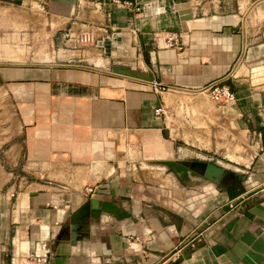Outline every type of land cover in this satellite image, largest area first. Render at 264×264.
<instances>
[{
	"label": "crops",
	"instance_id": "1",
	"mask_svg": "<svg viewBox=\"0 0 264 264\" xmlns=\"http://www.w3.org/2000/svg\"><path fill=\"white\" fill-rule=\"evenodd\" d=\"M32 1L52 50L0 66V264H264V0ZM222 77L234 99L171 116ZM220 112L241 168L218 162Z\"/></svg>",
	"mask_w": 264,
	"mask_h": 264
},
{
	"label": "rangeland",
	"instance_id": "2",
	"mask_svg": "<svg viewBox=\"0 0 264 264\" xmlns=\"http://www.w3.org/2000/svg\"><path fill=\"white\" fill-rule=\"evenodd\" d=\"M10 3H5V5L12 6L13 8H9V13L5 16L8 17L7 23H5V27H3L4 22L0 20V66L2 64H27V63H34L35 59L38 57H43L44 59L50 58V53L52 50V46L50 42V33L43 29L45 25L38 23H34V19L36 18L35 12L30 14L29 8L38 6L32 0H23V1H12L8 0ZM39 7V6H38ZM21 9H27L26 13V20H24L23 15L19 12ZM21 14V15H20ZM44 20V16H43ZM81 42H90L88 39H79ZM24 57V58H23ZM242 59V58H241ZM13 61V62H12ZM42 62V61H36ZM241 62V61H240ZM247 63V62H244ZM238 64V63H237ZM237 64L234 66L236 68V73H242L241 70L246 73H261L259 71H255L250 67L257 66L256 64H250L247 67L240 66L237 68ZM248 64V63H247ZM241 65V64H240ZM260 70V69H258ZM261 71V70H260ZM231 72V71H230ZM235 70L232 69L231 73H234ZM253 78L257 81V75L253 74ZM199 90L198 88H194L192 90H181L176 92V98L178 100V107L172 109L171 116L173 118H181V120L186 121V123H193V120L197 117H200V113H198V106L200 104V100L205 102L207 101L204 96V92ZM205 116H202V119L206 117L205 112L202 113ZM201 118V117H200ZM223 116L219 115V135H220V142H219V155H226L223 157L218 156V162L224 164V166H229L230 168H241L243 166L242 162L244 158H247V145L244 144V140L240 139V141H235L239 143L240 147H231L229 142L224 141V137L227 135H223L226 128L223 124ZM205 125V123H204ZM224 130V131H223ZM241 136V131H238ZM226 134V133H225ZM229 136V135H228ZM237 138V135H234ZM224 138V139H223ZM226 147V148H225ZM253 148V142L251 144ZM245 150V151H243ZM238 155L243 156L237 157ZM235 161H238L235 162ZM189 197V196H188Z\"/></svg>",
	"mask_w": 264,
	"mask_h": 264
},
{
	"label": "water",
	"instance_id": "3",
	"mask_svg": "<svg viewBox=\"0 0 264 264\" xmlns=\"http://www.w3.org/2000/svg\"><path fill=\"white\" fill-rule=\"evenodd\" d=\"M180 12H182V14L180 15V19L181 20L186 19V18L189 17V13L187 12V9L185 7L181 8ZM176 161L178 163H180L182 165H186V166H188L190 168H194V166L197 165L198 168L196 170L204 178L209 179V180H211L214 183L219 184V185H223V183L221 181V178L224 175H227V174L231 173L230 169H228L226 167H223V166H221L219 164H216L214 162H211V161H202V160L189 161V160H181V159H177ZM238 177H239V180H240V179H242L244 177V175L243 174H239ZM85 213H87L86 205L80 206L78 209L74 210L71 213V215L69 217V222L70 223H76L78 221L79 217L81 215L85 214ZM181 259H182V255L177 256L175 259L171 260L167 264H176Z\"/></svg>",
	"mask_w": 264,
	"mask_h": 264
},
{
	"label": "built area",
	"instance_id": "4",
	"mask_svg": "<svg viewBox=\"0 0 264 264\" xmlns=\"http://www.w3.org/2000/svg\"><path fill=\"white\" fill-rule=\"evenodd\" d=\"M79 39H89V34L82 32L79 34ZM226 77L214 79L209 81L208 83L203 84L202 86L198 87L199 90L205 92V94L215 101H229L234 99V94L230 90L229 86L224 82ZM163 88V87H162ZM154 113H163L162 107H156L154 109ZM231 205L230 203H228ZM137 239L136 236H127L126 241H132ZM45 255V253L39 254L34 256L36 262H41V258Z\"/></svg>",
	"mask_w": 264,
	"mask_h": 264
}]
</instances>
